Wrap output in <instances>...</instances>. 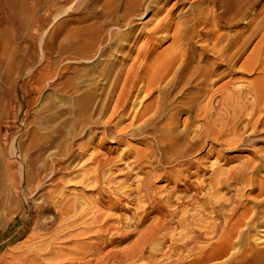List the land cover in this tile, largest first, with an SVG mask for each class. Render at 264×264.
Returning a JSON list of instances; mask_svg holds the SVG:
<instances>
[{"label": "bare ground", "instance_id": "1", "mask_svg": "<svg viewBox=\"0 0 264 264\" xmlns=\"http://www.w3.org/2000/svg\"><path fill=\"white\" fill-rule=\"evenodd\" d=\"M11 7L5 10L14 22ZM89 18L81 31L66 32L67 21L60 23L63 43L87 36L92 55L69 61L91 66L71 109L49 116L62 119L58 128L45 139L30 131L25 147L14 138L12 155L9 132L19 138L22 125L17 115L14 127L0 132L1 186L17 199L19 212L8 224L16 217L23 222V235L7 244L0 264H264V237L252 235L264 227V209L259 201L250 209L240 203L243 186L263 193L264 180L256 186L252 177L264 172V154L258 150L253 161L225 156L252 145L248 131L264 125V112L254 118L264 105V84L256 89L229 81L219 98L220 88L212 91L216 82L239 74L236 64L253 35L230 41L216 28L263 23L264 0H93ZM131 40L141 41L135 56L101 64L100 58ZM169 40L170 47L154 55ZM8 48L1 45L0 53ZM263 57L260 49L241 68L260 66L264 74ZM59 77L45 59L41 72L26 74L29 88L21 79L13 82L17 109L32 91L49 90ZM33 104L30 99L24 108ZM70 129L76 136L93 134L91 154L84 155L86 145L79 144L78 156L67 150L48 154L39 166L31 151L45 155L70 137ZM213 157L237 165L224 171L209 162ZM75 160L91 168L81 176L67 173ZM77 189L91 195L66 197Z\"/></svg>", "mask_w": 264, "mask_h": 264}, {"label": "rangeland", "instance_id": "2", "mask_svg": "<svg viewBox=\"0 0 264 264\" xmlns=\"http://www.w3.org/2000/svg\"><path fill=\"white\" fill-rule=\"evenodd\" d=\"M92 1L93 0H27L26 5L21 7V0H0V46H9L7 53H0V77L4 74L9 76L8 80L0 78V132L4 133L5 127L13 128L16 118L21 122L20 124H22L19 138L15 137L11 130L9 132V155L14 153V138L18 139L20 146L25 147L28 142V134L30 131H34L40 139H42V137H44V139L48 137L58 128L60 120H62H50L49 116L56 113L58 110L71 109L73 100L80 94L79 91L84 89L83 82L87 80L85 74L91 64H73L69 61L72 57H78V54L85 57L92 55V52L86 44L87 36L84 38L83 35L81 40L75 42L73 38L69 36L68 40L63 43L60 23L62 21H67L66 32L70 31L72 28H77V30L80 31L81 29L84 30L85 26L91 23L89 17ZM11 5L17 14V19L14 22H10L7 19V11L10 10ZM65 11H67V13L64 15ZM150 16L151 14L140 19V21H138L140 25L137 29H141ZM216 31L222 34L225 40L230 39V41L234 38H239L243 41V39L253 34L236 64L235 70L238 71L239 74L224 77L212 86L213 92L220 88L219 91L216 92V96L218 98L221 96L220 91L222 86L229 81L232 83L231 86L238 87L249 84L256 89L262 88L264 83L261 80L264 78V74L261 72V67L254 66L253 69L248 71L243 70L241 66L260 49H264V19L263 23H260V19H258L255 24L251 26H247L243 22L233 23L231 25L220 24V27L218 26ZM171 42L172 41L169 40L161 44L154 55L163 53L164 50L170 47ZM140 44L141 41L133 44L131 40L118 51L112 50L99 60L101 64H106L113 60L121 62L123 57L135 56ZM45 59L50 60L53 71L59 74L60 77L55 80L53 86L49 90L45 89L40 94L32 91L29 96L30 98H24L19 102L17 109L13 101V82L21 79L23 88H29L30 85L26 78V74L30 72H41L44 68ZM66 59H68V61H66ZM262 59H264V57ZM9 61L11 62V68L7 67ZM65 67H68V69L61 74ZM90 83L91 81H88V84ZM30 99L34 100V104L30 105L28 109H25L24 104L29 102ZM259 110L260 111L255 114L254 118L257 116L263 117L264 105L261 106ZM125 124L126 123H124V125ZM69 133L70 137L62 138L57 143L59 146L57 147V145H54L45 155L40 156L37 150L31 151L33 155L37 157L39 166L42 164L40 163L41 161H47L46 156L48 154L60 153L67 150L72 152L75 156H78L80 153L78 149L79 144L86 145V147H84V155L89 156L91 154L90 152L92 151L93 145H90V140L93 138V134L83 133L76 136L79 132H75L73 129H70ZM248 133V139L252 140V145L248 143L245 145L246 147L235 149V151L228 150L225 152L226 157L233 156L237 153L241 155L240 160L253 161L256 156L264 154V125H259L255 133H250V131H248ZM73 136L75 137L73 138ZM128 140V143L135 148H143L142 145L134 140ZM41 145L42 144L37 148H40ZM23 150H25V148ZM258 150L261 151V154H259ZM31 152L26 153H30L31 155ZM203 153L202 150L201 154ZM214 161H216V163L218 162L214 157L211 158L209 162L211 163ZM218 165H220V169L225 171L236 166L237 163L223 165L222 162H218ZM89 168L91 167L82 169V162L80 161V163H78V160H75L66 172L73 173V176H81L83 175L82 170L87 171ZM213 170L214 169H210L209 175ZM252 180L253 184L257 186L264 180V172L254 175ZM3 181L4 175L0 177V253L8 243H14L23 235V230H21L23 222L20 221L18 217H16L12 224H8V220L13 212L18 211V204L17 199L15 197L13 199L6 188L1 186ZM75 186L78 187L81 186V184ZM159 186H164V184L159 183L158 187ZM241 189V193L243 194L240 199L241 206L250 209L259 201L262 204L260 209H264V186L263 193L260 196H258V191L256 190L250 193V187L243 186ZM90 195L91 194L80 192L79 189L66 191L67 198L88 197ZM21 199L23 198L21 197ZM29 201L30 204H33V201L30 199ZM235 220L236 216H233L231 223ZM26 224L27 222L24 225L26 226ZM260 229L264 230V227L253 231L252 235L255 236L254 239H262V237H264V231L262 232ZM256 243H258L259 246L263 245L261 244V240Z\"/></svg>", "mask_w": 264, "mask_h": 264}]
</instances>
